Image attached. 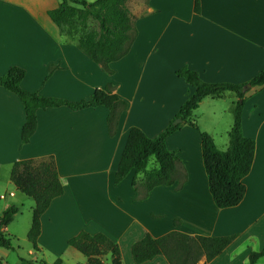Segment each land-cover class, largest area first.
Segmentation results:
<instances>
[{
	"label": "crops",
	"instance_id": "crops-1",
	"mask_svg": "<svg viewBox=\"0 0 264 264\" xmlns=\"http://www.w3.org/2000/svg\"><path fill=\"white\" fill-rule=\"evenodd\" d=\"M59 2L0 0V74L11 65L22 66V87L70 100L111 83L127 106L113 135L107 132L108 110L102 105L39 108L35 131L21 143L22 104L0 86V194H5L0 197V215L10 204L19 207L1 229L12 240L24 237L30 226L31 219L12 225L27 201L9 178L15 160L52 154L63 185L62 194L40 216L37 250L27 242L26 256L13 244L0 246V263L21 264L20 257H29L46 264L56 259L62 264H89L67 243L70 236L86 230L102 231L114 240L121 264H169L161 254L137 263L130 247L146 232L158 236L179 229L192 235L235 234L221 252L209 260L202 256L198 264H251L249 253L264 247V87L246 84L264 67V0H198V10L194 0H146L134 9L128 7L137 33L128 52L110 62L112 73L60 34L47 14ZM181 67L196 70L209 82L246 83L242 131L254 139L255 150L242 179L245 193L236 205L217 207L213 202L200 145V131L215 142V127L224 125L226 137H220L218 146L226 148L229 120L222 122L217 116L236 99L230 90L220 97H204L192 112L195 126L183 123L166 137L167 147L178 156L172 184L154 186L139 198L132 185L133 171L113 182L129 128L135 125L149 136L157 134L192 89L177 75ZM183 172L186 178L179 183ZM136 179L140 181L141 174ZM27 202L32 207L33 201ZM102 259L111 264L109 253ZM252 264H264V256Z\"/></svg>",
	"mask_w": 264,
	"mask_h": 264
},
{
	"label": "trees",
	"instance_id": "trees-1",
	"mask_svg": "<svg viewBox=\"0 0 264 264\" xmlns=\"http://www.w3.org/2000/svg\"><path fill=\"white\" fill-rule=\"evenodd\" d=\"M198 4V0H194V10H198ZM47 14L57 25L60 34L74 40L77 47L99 64L106 73H112L110 62L128 52L137 33L126 0H60L57 6L47 10ZM52 70L53 66H49L48 74ZM176 73L192 87L174 116L180 121L173 123L174 118L171 119L153 136L147 135L138 126H131L114 172L113 182L118 183L126 174L133 171L132 185L137 190L136 196L139 198L144 197L154 186L172 184L176 180L178 156L175 150L167 147L166 137L183 123L195 126L192 112L204 97H220L226 90H230L235 93L236 99L231 105L233 121L227 131L226 148H218L213 137L206 131H200V145L202 164L213 202L217 207L236 205L245 193L242 179L251 168L255 150L254 139L244 135L242 131L246 83L205 81L196 70L188 67H181ZM24 75L25 69L19 65H11L6 72L0 74V86L16 94L23 107L21 143L28 142L35 131L36 111L39 108L61 105L74 110L100 105L106 107L107 132L109 135L114 134L120 114L125 110L127 102L113 92L111 83H107L103 88H95L85 98L70 100L25 89L20 83ZM248 83L251 86L264 87V67L252 76ZM152 157L154 165L148 167ZM138 174H141L140 181L136 179ZM9 178L17 190L33 199L26 238L31 247L37 250L40 216L51 200L63 192L55 158L52 154H46L15 160L11 165ZM185 178L186 174L183 172L179 183ZM18 210L17 205L10 204L0 215V246L2 247L13 248L10 235L1 228L11 222ZM234 237L235 234L192 235L179 229H171L158 236L146 232L131 244L130 252L132 259L137 263L161 254L169 264H198L202 256L206 260L216 256ZM67 243L80 251L89 264H106L102 259L106 253L110 254L111 264H121L118 244L102 231L90 233L80 230L70 236ZM263 256L264 247L251 251L249 262L252 264ZM20 259L21 264H46L29 257H20ZM53 264L62 263L60 259H56Z\"/></svg>",
	"mask_w": 264,
	"mask_h": 264
},
{
	"label": "rangeland",
	"instance_id": "rangeland-1",
	"mask_svg": "<svg viewBox=\"0 0 264 264\" xmlns=\"http://www.w3.org/2000/svg\"><path fill=\"white\" fill-rule=\"evenodd\" d=\"M88 1H92V0H88ZM146 0H126V4L129 8L131 9H134L136 6L138 5H141V2H145ZM143 8V6H142ZM92 25H95V23H91ZM229 93H232V92H229ZM231 105L232 103L229 102L227 106V110L225 112H221L220 115L218 114L217 116V119H220L222 122H224V120L228 121L229 120V124L231 125L232 124V121H233V115H232V112H231ZM201 109L199 110V113H200ZM197 113V112H196ZM195 114V110L193 112V115ZM177 118H174L172 120V122L174 123V121L176 120ZM229 125V127H230ZM229 129V128H228ZM214 134H215V138H216V146L219 148V144H220V137L223 135H225L226 137V134L224 132V125L221 127V126H216L215 129H214ZM222 138V137H221ZM221 149V148H220ZM154 165V159L153 157L150 159L149 163H148V167H151ZM26 199L27 201H33V199L29 196H26ZM25 202L23 206H21V211L20 213L18 214L17 218H15V220H13L12 222V225H15L16 223L20 222V223H23L25 221H28L31 219V207L30 205H28V202ZM11 203H13L14 201H10ZM30 203V202H29ZM25 231V229H24ZM26 232V231H25ZM26 235H24V237L22 236L20 239L16 238V239H12L11 240V243L14 245V247H16L15 251H20L23 255H27L26 253V247L24 246V244H26L28 241L27 239L25 238ZM27 245V244H26ZM24 252V253H23Z\"/></svg>",
	"mask_w": 264,
	"mask_h": 264
},
{
	"label": "water",
	"instance_id": "water-1",
	"mask_svg": "<svg viewBox=\"0 0 264 264\" xmlns=\"http://www.w3.org/2000/svg\"><path fill=\"white\" fill-rule=\"evenodd\" d=\"M246 85H247V86H250V83H247ZM179 121H180V119L177 118V119L174 121V123L179 122Z\"/></svg>",
	"mask_w": 264,
	"mask_h": 264
},
{
	"label": "built area",
	"instance_id": "built-area-1",
	"mask_svg": "<svg viewBox=\"0 0 264 264\" xmlns=\"http://www.w3.org/2000/svg\"><path fill=\"white\" fill-rule=\"evenodd\" d=\"M10 194H12V192H10ZM0 197H1V198L5 197V194L1 193V194H0Z\"/></svg>",
	"mask_w": 264,
	"mask_h": 264
}]
</instances>
